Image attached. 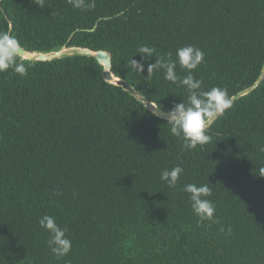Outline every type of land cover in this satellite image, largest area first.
<instances>
[{
  "label": "trees",
  "instance_id": "obj_1",
  "mask_svg": "<svg viewBox=\"0 0 264 264\" xmlns=\"http://www.w3.org/2000/svg\"><path fill=\"white\" fill-rule=\"evenodd\" d=\"M94 3L0 0V32L28 50H109L114 73L165 111L188 92L162 70L147 75L154 55L145 73L133 70L141 46L164 60L179 47L202 49L193 75L230 98L262 74L264 0ZM24 62L26 76L0 72V264H264V79L212 122L208 143L184 149L94 57ZM177 165L171 188L160 176ZM187 183L211 188V221L193 212ZM45 214L68 229L63 258L38 224Z\"/></svg>",
  "mask_w": 264,
  "mask_h": 264
},
{
  "label": "clouds",
  "instance_id": "obj_2",
  "mask_svg": "<svg viewBox=\"0 0 264 264\" xmlns=\"http://www.w3.org/2000/svg\"><path fill=\"white\" fill-rule=\"evenodd\" d=\"M74 8H93L94 0H69ZM140 54L141 59L134 58ZM131 60L133 70L145 73L144 61L153 55L157 57L155 63L147 64V75H151L156 70H162L164 78L172 83H179L188 92L187 99L183 98L180 103H174L173 107L166 113L155 110L153 115L163 116L170 125V132L173 136L183 140L184 149H193L198 145L209 142L207 129L211 122L223 116L225 111L232 106L231 98L226 89L212 87L208 90L202 89V80L195 78L193 70L197 69L205 60V52L194 45H186L176 50V60H172V53H168V60L158 57L154 49L144 45L139 47L137 53ZM22 55V45L20 41L10 32H0V72H5L10 68L20 76L28 74V65L24 62ZM177 64L187 75L183 78L177 76L175 71ZM184 169L177 165L172 169L162 171L160 179L167 182L168 186L175 188ZM258 174L264 176V167H261ZM188 194L193 212L203 221L214 218L215 206L206 197L212 195V190L207 184L197 185L187 183L181 189ZM39 226L49 233L47 245L50 251L59 259L65 257L72 248V242L67 237V227H61L53 215L45 214L38 220Z\"/></svg>",
  "mask_w": 264,
  "mask_h": 264
},
{
  "label": "water",
  "instance_id": "obj_3",
  "mask_svg": "<svg viewBox=\"0 0 264 264\" xmlns=\"http://www.w3.org/2000/svg\"><path fill=\"white\" fill-rule=\"evenodd\" d=\"M96 27L97 25H95L94 29ZM78 54L94 57L98 61V63H100L103 66V76L108 82L121 86L123 89L130 92L151 111L154 112L156 110L158 114H159V110H162V112L164 113L167 112L161 109L156 102L150 100L145 94H143L139 89H137L135 85L130 83L125 78L119 77L114 73L113 54L109 50L92 49L90 47L78 46V45L69 46L67 44L63 45L61 48L53 49V50H28L24 46H22V55L25 57V60H29V61L54 60L57 58H64ZM263 79H264V68L260 78L256 81V83L253 86L249 87L243 92L237 93L231 98L232 104L236 99L240 98L242 95L257 88ZM161 117L164 118L163 116ZM211 124L212 122L210 123V125Z\"/></svg>",
  "mask_w": 264,
  "mask_h": 264
}]
</instances>
